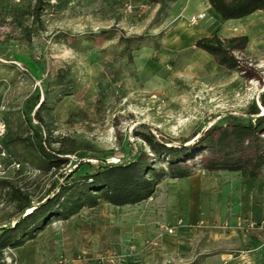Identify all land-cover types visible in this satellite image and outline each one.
<instances>
[{
	"label": "rangeland",
	"instance_id": "obj_1",
	"mask_svg": "<svg viewBox=\"0 0 264 264\" xmlns=\"http://www.w3.org/2000/svg\"><path fill=\"white\" fill-rule=\"evenodd\" d=\"M31 3L0 0V50L9 55H0V105L13 135L27 136L31 128L24 107L38 89L43 91V80L61 70L76 79L78 89L56 104L54 119L49 120L54 140H61L53 143L54 148L80 150L66 155L71 161L61 169L63 175L72 171L81 158L85 162L97 156L116 161L134 153L137 144L146 148L141 139L137 141L133 136V128L140 123L181 140L227 116L243 114L253 105L264 114V11L241 21L245 32H217L222 39L249 37L246 47L234 51L240 65L229 69L197 48L196 39L187 40L185 32L179 31L193 26L190 19L196 12H207L204 0H172L166 6L150 0L61 1L47 6L44 24L33 27L30 41L25 28L30 27L32 17L25 12ZM101 30H111L113 36L97 35ZM122 31L128 36H145L140 48L133 46V59L119 56ZM158 43L163 47L157 50ZM11 150L18 160L41 170L20 172L21 176L10 173L31 193L34 202L46 197L54 179H63L58 171L45 172L40 157L28 144L19 143ZM212 157L215 154L206 150L199 152L186 161V166L195 173L205 170L204 164ZM166 166L157 162L158 169ZM222 174L225 176H217ZM235 176L239 179L242 174ZM257 178L264 180V168ZM231 183L230 180L227 187L222 186L223 191L217 194L230 206L236 197ZM150 200L152 203L154 198ZM237 200L243 203L247 198ZM251 200L264 210V181L261 191ZM106 203L85 207L69 219H55L20 250H7L6 261L18 258L16 264H98L104 260L106 264L109 259L119 260V264L126 256L116 248L118 234L121 228L131 230L132 225L118 221V216L146 212L149 205L123 211L107 207ZM15 211V204L0 189V225L9 221ZM263 215L258 211L246 225L239 219L235 226L230 220L211 222L204 218L202 226L225 233L235 229L253 231L264 249ZM107 245L112 251L109 257L105 256ZM129 245L136 251L133 241ZM212 254L209 251L204 260H189L187 264H209L206 259Z\"/></svg>",
	"mask_w": 264,
	"mask_h": 264
},
{
	"label": "trees",
	"instance_id": "obj_2",
	"mask_svg": "<svg viewBox=\"0 0 264 264\" xmlns=\"http://www.w3.org/2000/svg\"><path fill=\"white\" fill-rule=\"evenodd\" d=\"M150 1L166 6L172 0ZM208 1L226 20L241 19L264 10V0ZM31 2L29 10L25 12L32 17L30 27L25 28L30 41L33 27L44 24L42 15L48 6L47 0ZM110 31L101 30L97 35L111 38L113 35ZM118 39L122 45L119 56L133 59V46L140 48L145 36H128L122 31ZM248 42L247 35L222 39L216 32L197 39L195 45L214 56L220 65L235 69L240 61L234 51L246 47ZM162 47L163 44L158 43L156 49ZM0 55L9 57L3 50H0ZM43 81V91L38 89L24 107L31 134L13 135L8 124L3 143L10 150L19 143L28 144L40 157L44 171L55 170L60 176L63 175L61 169L71 161L66 155L78 154L80 150L66 146L54 148L53 143L61 140H54L56 138H53L49 120L52 122L54 119L56 104L78 89V82L65 70ZM133 136L137 141L141 139L147 147L137 144L134 153L116 161L97 156L85 162L81 158L72 171L63 175L62 180L54 179L46 197L36 202L16 179H0V189L16 206L11 219L0 225V264H16L18 258L7 262L5 252L9 249L20 250L55 219H69L85 207H97L101 201L115 206L137 204L152 197L166 177L191 176L195 172L186 166V161L199 152L206 150L215 154L204 164V168L210 171L240 172L244 177L256 178L264 168V114L254 105L243 114L227 116L223 121L181 140L166 136L146 123L135 126ZM157 162L166 163V168L158 169Z\"/></svg>",
	"mask_w": 264,
	"mask_h": 264
},
{
	"label": "crops",
	"instance_id": "obj_3",
	"mask_svg": "<svg viewBox=\"0 0 264 264\" xmlns=\"http://www.w3.org/2000/svg\"><path fill=\"white\" fill-rule=\"evenodd\" d=\"M204 4L206 17L198 25L179 30L185 32L184 37L187 40L212 36L216 32H245L246 27L241 21L264 11H257L241 19L226 20L214 10L208 0H204ZM199 13L202 12H196ZM221 173L225 176L223 174L221 177L217 176ZM235 175H238V172H215L205 169L189 177L166 179L152 196L154 198L152 203L150 198L125 206L106 203L107 207L123 209V211L141 208L145 203L149 205L146 212L118 216V221L121 220L124 224L129 221L132 225L131 230L121 228L119 231L116 248L126 256L119 264H161L171 261L187 264L189 260L195 261L198 258L204 260V254L209 251L213 252L206 259L209 264H264V249L260 247L261 239L253 231L251 233L247 229L248 233H246L244 230L235 229L231 233H225L211 226L200 225L204 218L211 222L230 220L234 226L239 219H242L246 225V222H250V218L258 211L264 213V210L253 205L251 200L261 191L264 180L243 175L238 179ZM222 177L226 178L223 180ZM230 180L233 185V189H230L236 196L232 206L217 195L223 191L222 186L227 187L226 183ZM238 186L239 191H237ZM240 193L242 196H239ZM238 198L242 200L247 198V201L241 203ZM262 220L264 221V215ZM166 228H174V232L164 231ZM161 232H163L162 236L156 239ZM100 233L99 231V235ZM151 240H157V243L151 244ZM130 241L136 244V251H133V246L130 247ZM107 247L109 250L105 256L109 257L112 253L111 246L107 245ZM223 247L227 248L221 249ZM116 261L119 260L107 259L106 264H116Z\"/></svg>",
	"mask_w": 264,
	"mask_h": 264
},
{
	"label": "built area",
	"instance_id": "obj_4",
	"mask_svg": "<svg viewBox=\"0 0 264 264\" xmlns=\"http://www.w3.org/2000/svg\"><path fill=\"white\" fill-rule=\"evenodd\" d=\"M15 2H21V0H14ZM48 6H56L61 1H68V2H77L79 0H47ZM130 8H132V4H128ZM47 9L44 11L42 18L44 19L45 15L47 14ZM206 17V13L202 12L199 14H195L191 17L190 23L194 25H198L199 22ZM8 131V123L3 116V106L0 105V179H14L15 176H12L10 173L13 171L15 174H19L22 172L23 174H31L32 172L38 173L41 170L33 169L29 164H25L18 160L14 153L3 143V140ZM36 171V172H35ZM20 175V174H19ZM22 175V174H21ZM20 175V176H21ZM205 220L201 221V225H204ZM165 231L170 233L174 232V228H166ZM163 233V232H162ZM161 233V234H162ZM160 234L159 237L162 235ZM157 237L156 239H158ZM151 244H156L157 240H151ZM134 249V246L132 247ZM98 264H105L104 260H100Z\"/></svg>",
	"mask_w": 264,
	"mask_h": 264
}]
</instances>
